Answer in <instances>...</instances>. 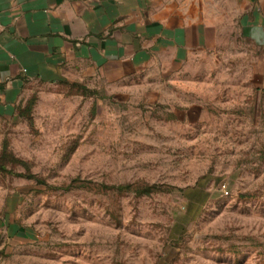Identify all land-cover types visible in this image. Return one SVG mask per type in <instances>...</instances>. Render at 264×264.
I'll return each mask as SVG.
<instances>
[{
    "label": "rangeland",
    "instance_id": "1",
    "mask_svg": "<svg viewBox=\"0 0 264 264\" xmlns=\"http://www.w3.org/2000/svg\"><path fill=\"white\" fill-rule=\"evenodd\" d=\"M199 60L25 82L0 120V264H264V48Z\"/></svg>",
    "mask_w": 264,
    "mask_h": 264
},
{
    "label": "crops",
    "instance_id": "2",
    "mask_svg": "<svg viewBox=\"0 0 264 264\" xmlns=\"http://www.w3.org/2000/svg\"><path fill=\"white\" fill-rule=\"evenodd\" d=\"M229 39L264 48V0H0V120L28 80L180 69Z\"/></svg>",
    "mask_w": 264,
    "mask_h": 264
}]
</instances>
